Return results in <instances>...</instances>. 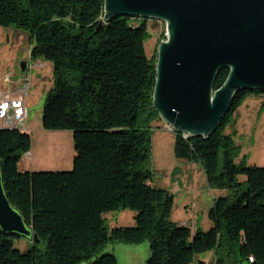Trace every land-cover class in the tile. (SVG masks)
I'll return each instance as SVG.
<instances>
[{"label": "trees", "instance_id": "trees-1", "mask_svg": "<svg viewBox=\"0 0 264 264\" xmlns=\"http://www.w3.org/2000/svg\"><path fill=\"white\" fill-rule=\"evenodd\" d=\"M104 0H0V27L29 34L30 59L53 66L55 87L43 109L49 132L70 131L72 171L21 172L32 137L0 129V171L13 208L41 243L0 229V264H118L110 244H150L146 264H264V167L236 164L237 147L227 129L252 96L242 91L209 137L175 133L177 159L198 164L211 189L227 191L208 211L212 228L193 232L171 221L174 196L152 186L151 157L157 55L149 58L147 20L104 21ZM229 76L222 70L214 89ZM264 110V102H263ZM245 177V181H240ZM135 212V226L109 228L104 215ZM27 239V238H24ZM253 259V261H251Z\"/></svg>", "mask_w": 264, "mask_h": 264}, {"label": "water", "instance_id": "water-1", "mask_svg": "<svg viewBox=\"0 0 264 264\" xmlns=\"http://www.w3.org/2000/svg\"><path fill=\"white\" fill-rule=\"evenodd\" d=\"M104 21L156 20L167 34L157 53L153 107L187 138H209L242 91L264 93V0H104ZM224 85L215 90L219 73ZM23 75L27 63H21ZM8 129V128H5ZM0 229L41 241L7 198L0 171Z\"/></svg>", "mask_w": 264, "mask_h": 264}, {"label": "rangeland", "instance_id": "rangeland-1", "mask_svg": "<svg viewBox=\"0 0 264 264\" xmlns=\"http://www.w3.org/2000/svg\"><path fill=\"white\" fill-rule=\"evenodd\" d=\"M151 39L146 43L149 58L157 55L160 44L167 34L166 25L156 20H147ZM33 42L29 34L15 28L0 27V91L7 92L19 87L24 80L30 84V93L26 100L28 118L23 131L30 133L32 148L19 164L21 172H68L73 170L75 156L73 134L70 131L49 132L42 125V114L47 96L55 87L53 66L51 63L30 59ZM27 63L25 75L21 72V63ZM9 76L6 84L4 79ZM264 97H249L236 112L227 129L237 147L236 164L264 167ZM152 150L146 168L152 173V186L168 191L174 196V209L171 221L186 225L193 232L208 231L212 223L207 214L219 197H231L227 191L211 189L203 169L198 164L177 159L174 153L175 133L169 131L161 120L154 123L152 132ZM66 159L70 162L62 165ZM240 177V181H245ZM135 212L124 210L104 215L109 228L135 226ZM29 239L15 242L22 252L29 249ZM126 248H132L131 251ZM114 254L118 264H146L150 257V244L141 245L110 244L100 255ZM215 264V253L202 254L196 262ZM85 264V263H84Z\"/></svg>", "mask_w": 264, "mask_h": 264}, {"label": "built area", "instance_id": "built-area-1", "mask_svg": "<svg viewBox=\"0 0 264 264\" xmlns=\"http://www.w3.org/2000/svg\"><path fill=\"white\" fill-rule=\"evenodd\" d=\"M4 83L15 84L9 82V76L5 77ZM30 90V84L24 80L21 84L19 83V87L16 89L13 88L7 92L0 91V113H2L0 128L25 130L28 118L26 100ZM167 128L169 131L174 132L171 127L167 126Z\"/></svg>", "mask_w": 264, "mask_h": 264}, {"label": "crops", "instance_id": "crops-1", "mask_svg": "<svg viewBox=\"0 0 264 264\" xmlns=\"http://www.w3.org/2000/svg\"><path fill=\"white\" fill-rule=\"evenodd\" d=\"M30 155V153L28 154V156ZM69 160L68 159H66V161L62 164V165H60L59 167H61V166H63V165H65V163L67 164H69ZM126 250H128V251H131L132 250V248H126Z\"/></svg>", "mask_w": 264, "mask_h": 264}, {"label": "bare ground", "instance_id": "bare-ground-1", "mask_svg": "<svg viewBox=\"0 0 264 264\" xmlns=\"http://www.w3.org/2000/svg\"><path fill=\"white\" fill-rule=\"evenodd\" d=\"M0 120H2V113H0ZM0 129H5V128H0ZM9 129V128H8ZM21 130V129H20ZM253 261V259H251Z\"/></svg>", "mask_w": 264, "mask_h": 264}]
</instances>
